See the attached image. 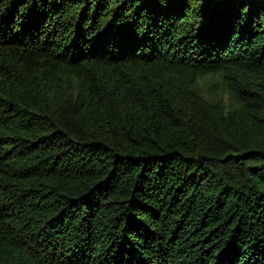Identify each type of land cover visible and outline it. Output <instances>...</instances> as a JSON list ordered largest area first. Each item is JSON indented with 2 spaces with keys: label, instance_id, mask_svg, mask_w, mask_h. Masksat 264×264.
Instances as JSON below:
<instances>
[{
  "label": "trees",
  "instance_id": "trees-1",
  "mask_svg": "<svg viewBox=\"0 0 264 264\" xmlns=\"http://www.w3.org/2000/svg\"><path fill=\"white\" fill-rule=\"evenodd\" d=\"M0 264H264V0H0Z\"/></svg>",
  "mask_w": 264,
  "mask_h": 264
},
{
  "label": "rangeland",
  "instance_id": "rangeland-1",
  "mask_svg": "<svg viewBox=\"0 0 264 264\" xmlns=\"http://www.w3.org/2000/svg\"><path fill=\"white\" fill-rule=\"evenodd\" d=\"M201 86L203 91L207 95H213L215 93H220V90L222 88V82L221 77L219 76H212L205 78L201 81Z\"/></svg>",
  "mask_w": 264,
  "mask_h": 264
}]
</instances>
